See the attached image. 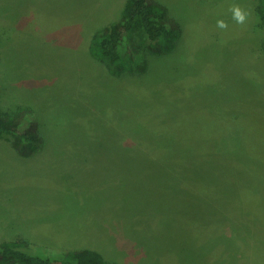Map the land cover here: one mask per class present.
Here are the masks:
<instances>
[{
  "label": "rangeland",
  "instance_id": "rangeland-1",
  "mask_svg": "<svg viewBox=\"0 0 264 264\" xmlns=\"http://www.w3.org/2000/svg\"><path fill=\"white\" fill-rule=\"evenodd\" d=\"M157 1L176 39L133 34L141 64L122 47L111 69L93 34L126 0H0V110L26 108L39 134L29 155L0 138V242L53 257L88 247L117 264H264L259 0ZM136 136L186 144V215L167 218L154 188L150 164L172 153H124Z\"/></svg>",
  "mask_w": 264,
  "mask_h": 264
},
{
  "label": "trees",
  "instance_id": "trees-1",
  "mask_svg": "<svg viewBox=\"0 0 264 264\" xmlns=\"http://www.w3.org/2000/svg\"><path fill=\"white\" fill-rule=\"evenodd\" d=\"M256 11L264 26V0H259ZM179 23L169 16L168 7L157 0H126L120 17L109 26L93 34L91 53L100 62L111 69L121 63L126 47V56L130 61L141 64L143 55L138 54L137 45L131 40L133 34L139 33L148 46L152 43H163L168 49L178 36ZM29 111L26 108L12 112L0 110V138L9 139L20 154L29 155L37 148L35 141L39 134L35 131ZM172 138L156 142H139L138 136L124 142V153L137 154L145 146L156 147V152H170L172 156L153 161L158 177L156 188L159 203L167 206L163 209L168 217L186 215L185 188L188 182L186 171L187 158L184 154L186 144L173 145ZM150 168V167H149ZM147 175V173H144ZM182 194V195H181ZM167 202V203H166ZM19 241L0 242V264H117L107 259L101 252L92 248L72 250L63 256L53 257L32 253L18 248Z\"/></svg>",
  "mask_w": 264,
  "mask_h": 264
},
{
  "label": "clouds",
  "instance_id": "clouds-1",
  "mask_svg": "<svg viewBox=\"0 0 264 264\" xmlns=\"http://www.w3.org/2000/svg\"><path fill=\"white\" fill-rule=\"evenodd\" d=\"M232 12V19L237 23V24H243L246 21L247 14L241 9L238 5L232 6L230 9ZM217 27L220 29H226L228 27L227 23L223 20H218L217 21Z\"/></svg>",
  "mask_w": 264,
  "mask_h": 264
}]
</instances>
